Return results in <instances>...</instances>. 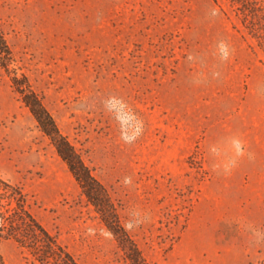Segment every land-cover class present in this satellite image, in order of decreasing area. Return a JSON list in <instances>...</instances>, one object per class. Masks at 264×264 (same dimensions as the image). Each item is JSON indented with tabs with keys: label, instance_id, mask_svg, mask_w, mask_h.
<instances>
[{
	"label": "rangeland",
	"instance_id": "1",
	"mask_svg": "<svg viewBox=\"0 0 264 264\" xmlns=\"http://www.w3.org/2000/svg\"><path fill=\"white\" fill-rule=\"evenodd\" d=\"M263 28L264 0H0L12 52L10 71L0 65V176L23 190L33 217L79 264H132L128 246L144 264H260L264 246H216L219 216L237 220L229 241L254 233L260 210L249 191L214 181L227 171L204 167L200 140L174 133L173 87L179 64L193 61L200 72L242 43L264 58ZM215 74L206 86H219ZM16 75L105 188L106 219L129 241H118L83 194L13 88ZM221 189L205 228L194 210L204 190ZM0 258L38 264L14 240L0 242Z\"/></svg>",
	"mask_w": 264,
	"mask_h": 264
},
{
	"label": "crops",
	"instance_id": "2",
	"mask_svg": "<svg viewBox=\"0 0 264 264\" xmlns=\"http://www.w3.org/2000/svg\"><path fill=\"white\" fill-rule=\"evenodd\" d=\"M186 63V67L179 64L174 73V114H178L174 133L179 139L200 140L204 167L213 172L227 171L226 177L214 181L233 194L249 191L260 210L259 219L253 224L254 233L232 236L229 241H224L225 235L231 229L234 232L237 220L230 224L219 216L213 231L216 246H264V58L259 51L242 43L234 52L230 51L226 59L216 64H201L200 72L193 61ZM214 70L220 84L211 88L206 83L208 72ZM182 114L185 117L181 118ZM216 139L231 142L217 146ZM235 143L241 148L239 152L234 150ZM216 152L219 153L218 164L213 161ZM222 193V189L213 194L202 192L194 214L204 220L205 228H208V201L215 199L218 206Z\"/></svg>",
	"mask_w": 264,
	"mask_h": 264
},
{
	"label": "trees",
	"instance_id": "3",
	"mask_svg": "<svg viewBox=\"0 0 264 264\" xmlns=\"http://www.w3.org/2000/svg\"><path fill=\"white\" fill-rule=\"evenodd\" d=\"M260 47L264 51V41ZM11 61L12 52L0 32V65L6 72L10 71ZM12 86L22 95L23 103L30 109L43 133L51 140L58 155L68 165L83 194L98 207L109 231L120 243L123 239L129 241L128 235L118 222L115 223V228L107 221L105 215L113 208L108 202L105 188L93 177L67 137L61 133L53 116L45 108L42 98L32 90L27 78L25 76L19 78L16 75L12 78ZM2 240H14L21 248L27 250L38 264H79L75 257L33 217L23 190L0 176V242ZM126 247L122 246L123 249ZM126 253L132 264L145 263L135 246H128ZM0 264H4L1 258ZM260 264H264V260Z\"/></svg>",
	"mask_w": 264,
	"mask_h": 264
}]
</instances>
